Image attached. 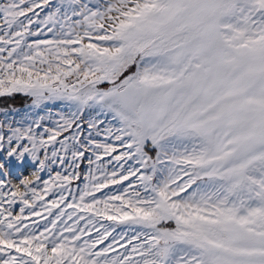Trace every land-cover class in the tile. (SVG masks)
Listing matches in <instances>:
<instances>
[{
    "label": "snow or ice",
    "instance_id": "1",
    "mask_svg": "<svg viewBox=\"0 0 264 264\" xmlns=\"http://www.w3.org/2000/svg\"><path fill=\"white\" fill-rule=\"evenodd\" d=\"M18 94L0 264H264V0H0Z\"/></svg>",
    "mask_w": 264,
    "mask_h": 264
},
{
    "label": "trees",
    "instance_id": "2",
    "mask_svg": "<svg viewBox=\"0 0 264 264\" xmlns=\"http://www.w3.org/2000/svg\"><path fill=\"white\" fill-rule=\"evenodd\" d=\"M29 103H31V99L20 94L15 98H0V108H11L13 106L16 108H22Z\"/></svg>",
    "mask_w": 264,
    "mask_h": 264
},
{
    "label": "rangeland",
    "instance_id": "3",
    "mask_svg": "<svg viewBox=\"0 0 264 264\" xmlns=\"http://www.w3.org/2000/svg\"><path fill=\"white\" fill-rule=\"evenodd\" d=\"M31 103H29V104H27L26 106H24V107H22V108H18V109H20V110H22V111H29L30 109H29V105H30ZM13 115H15L14 113H13ZM28 163L29 164H32V162L30 161V159L28 160ZM33 167H34V165H33ZM14 174H15V172H14ZM17 178H19V177H17Z\"/></svg>",
    "mask_w": 264,
    "mask_h": 264
}]
</instances>
